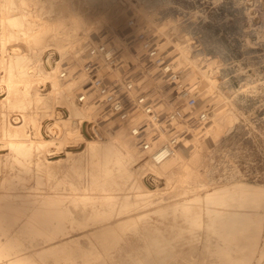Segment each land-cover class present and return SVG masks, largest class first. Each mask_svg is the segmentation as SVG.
I'll use <instances>...</instances> for the list:
<instances>
[{
	"label": "rangeland",
	"instance_id": "374dc122",
	"mask_svg": "<svg viewBox=\"0 0 264 264\" xmlns=\"http://www.w3.org/2000/svg\"><path fill=\"white\" fill-rule=\"evenodd\" d=\"M147 1L155 5L154 13L148 16L151 25L130 9L127 0H115L113 5L122 13L123 22H114L112 27L106 22L98 24L103 35L93 44L101 39L122 46L126 67L135 65L133 54L125 48L126 40L122 38L128 29L127 22L134 20L137 25L141 23L140 27L146 25L142 29L164 57L178 50L188 59L178 64L177 57L168 56L166 62L173 63L177 79L164 84L151 77L145 85L157 100V111L164 116H176L173 120L167 118L164 124L167 130L180 133L178 148L182 147L176 151L184 149V143L191 146L192 152L184 158L183 167L171 166L169 172L178 173L177 179L181 175L190 180L187 174L194 165L199 178L195 182L200 180L203 185L214 179L222 183L247 180L264 185V0ZM50 3L51 0H0V55L12 49V45H2L10 29L9 20L24 18L23 29L31 35L61 29L59 26L66 18H53L47 13ZM21 11L28 12L26 17L20 16ZM93 44H88L86 49L98 45ZM84 56L79 64L71 67L74 71L80 68ZM69 73L67 71V83L83 80L80 75L74 78ZM7 80L5 70L0 68V83ZM60 80L65 81L61 77ZM202 87L212 94L208 98L205 95L206 100L198 96L197 91ZM190 97L197 101L195 106L189 104ZM74 98L80 105L77 97ZM220 99L226 104L222 107L230 109L236 119L225 125L229 128L217 133L216 140H210L201 134L212 118L215 102ZM203 109L209 113L208 120L200 123L189 117ZM50 110L39 117L34 104L19 110L0 102V264H16L26 256L32 257L31 264H218L214 255L217 239L209 219L204 216L199 225H190L181 216L180 204L197 192L198 183L190 187L176 181L168 194L145 201L135 192L130 178L133 171L130 157L116 145L106 149L91 144L62 169L53 171L47 164L48 144L43 133ZM116 124L120 125L117 121ZM75 136L69 139L85 147L88 141ZM133 148L134 153H141ZM169 156L160 160V164ZM157 160L153 161L158 163ZM10 171L18 176L12 182L8 177ZM24 186L30 188L27 195L15 194V189ZM183 190L190 192L183 195ZM177 194V197H169ZM52 204L56 206L53 211H57L54 215ZM258 211L264 213L262 208ZM114 225H121L117 238L105 234V230ZM63 231L77 240L66 245L73 248L71 253L62 258L42 253L59 241L53 240L52 234L59 235Z\"/></svg>",
	"mask_w": 264,
	"mask_h": 264
},
{
	"label": "bare ground",
	"instance_id": "6f19581e",
	"mask_svg": "<svg viewBox=\"0 0 264 264\" xmlns=\"http://www.w3.org/2000/svg\"><path fill=\"white\" fill-rule=\"evenodd\" d=\"M114 1L51 0L47 13L53 18H66L63 24L59 26L61 29L55 30L54 28L51 33L34 32L32 35L27 34L21 23L24 18L9 20L10 29L5 35L3 39L5 42L2 45L8 44L7 47L12 45V49L0 55V68L5 70V74L8 76V80L5 83H0V102L8 103L11 108H18L19 110H24L34 104L39 111V117L45 115L47 113L45 111L51 108L50 119L43 124V133L46 144H48L45 151L47 164L53 171L62 169L67 162L74 160L81 150L88 148L91 144H96L106 149L116 145L124 149L130 157L133 168L130 178L134 181L135 192L141 194L145 201H154L162 194H168L167 191L170 190V186L176 181L187 183L189 186L190 184L194 183L195 185L198 183L196 186L197 192L180 204L182 208L181 216L190 225H199L201 218L204 216L209 219L208 222L213 227V234L217 239L214 254L217 263L264 264V213L258 211L259 208H262L264 212V185H258L255 181L247 180H230L222 183L215 179L203 185L199 183L200 180L195 182L199 178L197 168L194 165L189 167V174H187V177L191 176L190 180L183 178L181 175L177 179L176 175L178 173L175 171L171 173L168 169L171 166H176L175 168L183 167L184 158H187L192 152L190 145L184 143L185 148L179 152L176 151L179 147L177 146L175 150L170 152L169 155L171 157L168 155L170 158L168 157L167 161L161 164V161L155 163L153 159H150L151 156L148 152L139 150L137 145L126 136L125 127L117 125L114 119L105 114L100 104L87 102L81 106V104L77 105L75 103L74 97H77L79 92L87 89L86 83L82 84L80 79H77V81L79 80L78 82L73 83L60 80V70L65 69L71 72L70 70H73L71 67L80 63L81 56H84V53L87 56V45L93 44L97 37L102 39V30L98 24L106 22V24L110 23L112 27V23L123 19L120 18L122 13L117 12L118 10L115 9ZM127 1L130 9L139 13L142 16L141 19L151 25L152 20L148 16L154 13L155 5L147 0ZM26 13L28 12L21 11L20 16L26 17ZM142 27H146V25L143 24ZM29 30L31 31L32 29L29 28ZM130 33V31L126 30L122 34L128 39L131 38ZM101 39L99 43L95 44L105 43ZM120 42H122L121 38ZM167 48L169 47L167 46ZM179 52L178 50L174 52L171 59L177 57L179 60V62L177 61L178 64H181L188 59ZM172 55L168 52L165 58ZM189 64L192 63L189 62ZM179 68L181 70V66ZM201 80L212 82L209 78H201ZM205 87L199 89L197 91L199 95H197L206 100L212 94H209L207 92L208 89L205 90ZM205 95L207 98L204 97ZM209 102H211L210 99ZM223 102L221 99L219 102H215L212 118L208 122L207 127L203 128L202 134L200 133L202 137L210 140L215 139L217 133L224 128H229V126L225 127L226 124L229 125L235 121L236 115L230 109L222 107L226 105ZM73 134H76L75 137H83L85 141H88L85 143V147L81 148L75 141L69 139ZM134 146L136 151L141 153H134ZM177 171L179 172V170ZM16 176L10 171L8 177L12 182V179ZM189 186L187 187L189 188ZM28 189L30 188H25V186L19 190L15 189V194L27 195L29 193ZM188 192L190 191L183 190L182 194L186 195ZM178 195L169 197H177ZM23 201L25 204L30 205L28 200L23 199ZM51 206V213L54 215L57 212L53 211L56 206L54 204ZM177 206L178 204L174 205L175 208ZM120 226H109L105 230V234L109 237L117 238ZM81 228H83L82 225ZM52 238L53 240L59 239V241H55L52 246L42 251V253L47 252L54 257L61 258L67 257L73 250L72 247L67 248L66 245L77 241L65 231L59 235L53 233ZM76 246L78 247L79 245L76 244ZM31 263V256L23 257L16 262V264Z\"/></svg>",
	"mask_w": 264,
	"mask_h": 264
},
{
	"label": "built area",
	"instance_id": "2783aa9c",
	"mask_svg": "<svg viewBox=\"0 0 264 264\" xmlns=\"http://www.w3.org/2000/svg\"><path fill=\"white\" fill-rule=\"evenodd\" d=\"M126 27L131 38L123 35L125 48L133 54L135 65L126 67L124 48L106 42L91 47L81 67L69 74L75 78L81 74L82 84H87V89L78 93L77 103L100 104L107 116L126 128L127 136L139 150L148 152L153 160L162 161L177 148L181 137L180 133L164 127L167 118L173 120L176 116H164L157 111V100L145 85L151 77L167 84L177 79V73L137 22L129 20ZM131 67H134L132 71ZM123 69L129 72L123 74L120 71ZM114 73L118 76H113ZM60 77L67 80L68 74L62 72ZM188 100L191 106L195 105L193 98ZM208 116V111L203 109L189 117L201 123L208 120ZM162 136L166 137L162 140Z\"/></svg>",
	"mask_w": 264,
	"mask_h": 264
}]
</instances>
